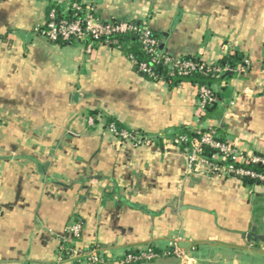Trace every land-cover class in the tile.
<instances>
[{"label": "crops", "instance_id": "crops-1", "mask_svg": "<svg viewBox=\"0 0 264 264\" xmlns=\"http://www.w3.org/2000/svg\"><path fill=\"white\" fill-rule=\"evenodd\" d=\"M49 3L0 0V264H73L67 244L109 264L150 246L147 264H264V243L247 238L264 235V184L187 175L168 142L215 129L264 155V0H93L104 20L146 21L175 58L250 62L212 86L221 98L205 118L197 86L146 79L123 50L50 43ZM107 118L153 145L119 141ZM178 237L185 260L165 256Z\"/></svg>", "mask_w": 264, "mask_h": 264}, {"label": "built area", "instance_id": "built-area-1", "mask_svg": "<svg viewBox=\"0 0 264 264\" xmlns=\"http://www.w3.org/2000/svg\"><path fill=\"white\" fill-rule=\"evenodd\" d=\"M71 0H50V5H53L46 23L42 28L44 37L50 43H69L71 41H101L106 45H114L120 49L117 40L112 38L117 35L127 33H135L139 36L143 45V49L150 54L151 61L154 64H163L167 67L166 76H187L195 71H203L204 67L193 61H185L181 58H175L164 51L160 50V42L154 36L153 31L146 21L140 23H132L129 21L113 22L104 20L96 11L95 6L90 0H81L70 5ZM70 5L74 13L72 18L67 16H58V7ZM133 66H137L138 74H141L153 81H165L162 76L156 74L154 70L145 62H137L130 56L128 57ZM250 62L245 61L243 65L231 69L228 66L215 69L217 78L223 74L230 72L234 74L245 73L250 67ZM198 89V106L203 111L205 106L215 101L214 91L211 87L203 85ZM90 126H95V119H88ZM107 128L110 135L121 142H127L134 147L151 146L154 140L149 135L139 131H128L118 129L112 123ZM174 147L179 148L185 158V167L187 175H206L222 178H235L238 180H250L255 183L264 184V155H258L251 152L240 150L236 144L225 142L219 139L215 129L204 131L201 129L195 130L192 135L188 133H180L175 135L168 141ZM206 149L213 151L212 155L206 153ZM67 232L75 239H80L82 235L81 223H75L67 228ZM181 238H175L169 246V250L165 256H171L179 260L186 259V253L181 247ZM63 250V247L60 248ZM71 256L77 259L88 257L92 262H100L101 256L95 250L88 254H83L82 251L72 249ZM70 256V257H71ZM159 258V253L148 247L137 254H129L121 262V264H139L152 262Z\"/></svg>", "mask_w": 264, "mask_h": 264}, {"label": "trees", "instance_id": "trees-1", "mask_svg": "<svg viewBox=\"0 0 264 264\" xmlns=\"http://www.w3.org/2000/svg\"><path fill=\"white\" fill-rule=\"evenodd\" d=\"M80 1L81 0H71L70 5L74 2H80ZM90 1H91L92 5L95 6V4L93 3V0H90ZM70 5L58 7V16L59 17L67 16L68 18L71 19L72 16L74 15V13H76V12H73L71 9L66 10L67 8H70ZM52 6L53 5H49V7H48L47 18H48V15H49V12H50ZM111 21H113V22L129 21L132 23H140V21L131 20V19H128L125 17L120 18V19H114ZM154 36L159 40L160 50L163 51L161 39L156 34H154ZM112 39L118 41V44L120 46V50H123L127 54L128 57L133 56L137 60V62L147 63L154 70V72L156 74H159L160 76H162L161 78H163L165 81H169V82H172L174 84H177L180 82H189V83H191L197 87L207 85V86L212 88V86L214 84L218 83L219 81L231 78L234 75V73L227 72V73L223 74L221 77L217 78V74L215 72L216 68H219V67L223 68V67L228 66L231 69H235L237 66L244 64L242 56L240 54L227 55L224 58H222L221 60H219L217 63H212V64H208V63H206L200 59L194 58V57H183V58H181L182 60L193 61V62H196L199 65L203 66L204 67L203 71H195V72L190 73L189 75L183 76V77H181V76L169 77V76H166V72H167L166 66H164L161 63H159V64L152 63L150 54H148L143 49V45H142L140 38L137 34L127 33V34H123V35L114 36ZM95 42L105 44V42L103 40L95 41ZM111 47H115V46L111 45ZM134 69H135V71H137L138 67L135 66ZM139 75H141V74H139ZM141 76L146 78V79H149L148 77H145L143 75H141ZM149 80H152V79H149ZM213 91H214L215 101L213 103L205 106V108H204L205 114L203 116L204 118L207 115L213 113V111L217 108V106L219 104V100L221 98V95H219V93H217L214 89H213ZM89 115L91 117H93L94 119L96 118V112H90ZM112 123H114L118 129L128 130V129L122 127L120 125V123L118 121H116L115 119H113V118H107L106 119V127H108ZM128 131H131V130H128ZM184 132L188 133L189 135H192V133H190L188 131H184ZM184 132L182 131L181 133H184ZM206 153L208 155H212L213 151L210 149H206ZM258 169L264 171V169L262 167H258ZM252 183H253V181L245 180V184L247 186L251 185ZM62 247H63V250H60L61 253L66 255L67 257L71 256V250L74 249V247H71V245H69V244H67L66 246L62 245ZM150 248H152L154 251L157 250L155 247H152V246H150ZM93 250H95V249L92 247L89 250H83L82 253L88 254ZM133 254H137V253H133ZM124 259L125 258L118 260V261H115V262L121 263ZM109 261L110 260L104 256H101L100 262H92L88 259V257H84V258H80V259L75 260V262H73V264H109ZM139 264H141V263H139Z\"/></svg>", "mask_w": 264, "mask_h": 264}, {"label": "water", "instance_id": "water-1", "mask_svg": "<svg viewBox=\"0 0 264 264\" xmlns=\"http://www.w3.org/2000/svg\"><path fill=\"white\" fill-rule=\"evenodd\" d=\"M247 238L250 240H254L257 243H264V235L258 234L257 229L255 227H253L252 229V235H247Z\"/></svg>", "mask_w": 264, "mask_h": 264}, {"label": "rangeland", "instance_id": "rangeland-1", "mask_svg": "<svg viewBox=\"0 0 264 264\" xmlns=\"http://www.w3.org/2000/svg\"><path fill=\"white\" fill-rule=\"evenodd\" d=\"M75 259H77V258H75ZM111 264H121V263L114 262V263H111ZM145 264H147V263H145ZM178 264H179V263H178ZM259 264H262L261 260L259 261Z\"/></svg>", "mask_w": 264, "mask_h": 264}]
</instances>
